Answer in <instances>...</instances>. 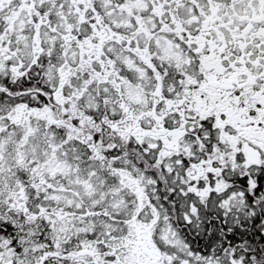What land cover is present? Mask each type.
Here are the masks:
<instances>
[{
  "label": "snow or ice",
  "instance_id": "6c2138e0",
  "mask_svg": "<svg viewBox=\"0 0 264 264\" xmlns=\"http://www.w3.org/2000/svg\"><path fill=\"white\" fill-rule=\"evenodd\" d=\"M0 264H264V0H0Z\"/></svg>",
  "mask_w": 264,
  "mask_h": 264
}]
</instances>
